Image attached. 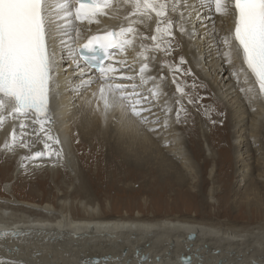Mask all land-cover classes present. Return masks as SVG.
<instances>
[{"label":"bare ground","instance_id":"bare-ground-1","mask_svg":"<svg viewBox=\"0 0 264 264\" xmlns=\"http://www.w3.org/2000/svg\"><path fill=\"white\" fill-rule=\"evenodd\" d=\"M51 2L55 11V5L61 0H51ZM112 5L105 9L106 14L93 17L92 23L87 20L77 22L72 19L66 29L63 27L65 21L59 20L55 15L53 17L60 25L56 32L57 50L58 54L63 55L64 67L59 71L58 78L52 86L53 94L50 95L49 100V115L52 117V123L46 124L45 128L58 138L59 144L49 143L54 149L61 151L60 157L26 161L25 157L31 156L37 150H43L44 133L31 134L33 128L39 131V125L31 123V119L34 118L31 113L28 116L18 114L17 118H13L8 115L11 111L10 104L4 110L5 120L0 125V157L18 162L14 177L19 175L22 165L26 164L31 169L36 171L45 169L49 174L56 176L66 173L68 184L61 182L58 186L64 189V192L59 193L57 205L21 199L14 191L15 183L10 185L14 178L6 184L7 195L0 198V261L3 264L9 262L11 264H118L117 257H122L126 261L131 260V264H138V258L147 255L149 259L146 264H182L184 257H190L192 264H220L221 261L224 264H259L260 258L264 257V221L240 224L227 220L187 216L109 217L100 213L99 205L96 202L93 204L91 199L92 204L88 201L85 203L83 199H79V202L75 199L70 200V194L76 192L77 187L81 185L77 183L82 174L80 172L82 158L78 150L81 149V144L85 143L89 147L102 145L103 154L107 159L123 158L135 169L149 164L150 159L156 160L154 162L161 161L162 164L156 167V171L170 177L169 185L177 183L188 185L186 169H190L188 172L195 174L196 166L192 160L196 157L195 154H202L200 145L203 143L206 159L216 163L208 171V177L215 182L218 163L216 159L219 152L216 153L215 148L212 147L214 143H210L211 132L207 130L209 126L203 121L204 117L211 115L214 109L205 110V116L196 114L194 117L192 107L190 110L185 99L188 112L181 113L177 123L175 109L178 105L174 100L179 93L175 92L172 72L164 61L167 59L172 60V63H179L181 55L186 60L181 68L189 70L190 73L188 76L180 77L185 85V92L189 91L186 82L192 78H195V83L201 86L205 84L214 92H211L214 99L209 96L208 100H211L212 105L219 106L218 111H214L216 116L212 115L219 119L220 117L217 116L223 117L221 126L227 125L225 129L228 132L224 140L228 141L229 137L230 140L232 139L235 173L244 176L245 180H248L249 176L254 178L255 174L254 181L250 182L249 178L250 183L248 187L246 186V191H250V193L246 192L250 204L255 198H251L252 191L259 192L264 188V166H262L263 162H260L262 158H259L256 152L260 150L261 145H264V95L259 94L258 86L250 93L239 91L240 87H245L243 74L238 83L234 77H231V69L228 66H221L215 45L195 18L192 24L197 32L205 37L204 39H197L195 34L190 40L185 37L171 58L165 57L163 53H149V70L145 74L155 76V83L149 81L147 84H141L139 79V68L142 64L138 56L141 51L140 44L150 45L152 43L150 40L141 41L138 38L136 43L123 54L113 50L114 55L110 63L121 62L115 65L119 71L114 75L123 72L135 77L133 81L115 82L129 85L135 83L137 91L141 95L148 96L152 101L153 111L159 117V124L141 122L138 118L129 119L118 107L106 111L104 100L99 98L98 74H88L91 83L87 79H78L82 73L75 70L71 53L68 48L61 49L60 41L63 40L72 46V40L68 37H76L78 31L76 46L89 35L97 34L101 30L112 27L118 31L122 26L127 27L128 20L125 16H128L129 20L137 19L130 15L133 9L130 5L124 4L123 0H112ZM194 6L215 21L216 33L223 35L226 30L232 28V16L215 14L214 5L205 4L204 0H195ZM205 22L210 24L211 20ZM155 26L154 13L151 20L134 25L146 36L154 34ZM153 55L155 59H151ZM249 79L254 81L250 73ZM127 91H131V88ZM108 99L111 102V95ZM166 100L167 104H165ZM203 101L202 99L200 102ZM168 108L173 111L165 116ZM198 117L200 120L196 122ZM151 119L150 117V121ZM21 120L28 125L23 131L29 135L24 137L19 135ZM219 124L210 125L218 127ZM14 131L15 141H13ZM191 141L200 146L197 153L191 154V149L188 150ZM22 142L27 143L28 147H22ZM6 144L11 147H6ZM245 147L247 150L244 149ZM252 150L253 153H250ZM151 165L153 166L152 163ZM201 166L202 170L207 168L206 161ZM246 167H249V173ZM166 180L168 181L167 178ZM214 192L213 187L208 199L214 196ZM255 195L257 196L258 193ZM76 207L82 211L81 214L76 213ZM125 250L127 255L124 254Z\"/></svg>","mask_w":264,"mask_h":264},{"label":"snow or ice","instance_id":"snow-or-ice-1","mask_svg":"<svg viewBox=\"0 0 264 264\" xmlns=\"http://www.w3.org/2000/svg\"><path fill=\"white\" fill-rule=\"evenodd\" d=\"M123 3L130 5L133 9L130 15L137 17L135 20H129L128 16H125L128 20L127 27L122 26L118 31L93 35L79 51L75 47L79 38L78 31L76 37H68L72 40V46L63 40L60 41L61 49L68 48L71 53L75 70L82 73L78 79H87L89 83L91 77L85 72V68L89 66L87 57H84L83 67L80 62L83 50L99 49L103 54V58L99 59L98 63L90 66L98 73L99 98L104 100L106 111L118 107L129 119L138 118L141 122L159 124V117L153 111L152 101L148 96L141 95L137 91L135 83L129 85L115 82L133 81L135 77L123 72L114 75L119 71L115 65L121 62L113 61L105 64V61L113 57V50L121 54L125 53L138 38L141 41L150 40L152 42L150 45L140 44L141 51L138 56L142 64L139 68V79L141 84H147L149 81L155 83V76L145 74L149 70L150 52L163 53L165 57L171 58L185 37L190 40L195 34L197 39L205 38L192 24L193 18L210 36L221 66H228L231 69V77H234L238 83L243 74L245 87H240L239 91L250 93L258 86L259 94L264 95V0H204L205 4L214 5L215 14L232 16L233 26L223 35L215 32V21L194 6L195 0H123ZM112 6V0H103L102 4L97 0H61L55 5L54 11L51 0H0V125L5 120L4 110L10 104L9 116L17 118L18 114L28 116L31 113L34 117L31 119L32 125H39V131L33 128L31 134L44 133L43 150H37L31 156L25 157L26 161L61 156V151H57L49 143L59 144L58 138L45 128L46 124L52 123V117L49 115L52 86L58 78L59 71L64 67L63 55L58 54L57 50L56 32L60 25L53 19L54 15L66 22L63 25L66 29L72 19L81 22L87 20L92 23L93 17L106 14L105 9ZM152 13L156 17L154 34L146 36L134 25L151 20ZM206 20H211V23H206ZM65 34L67 35L66 32ZM151 59H155V56L153 55ZM164 63L172 72V83L176 86L175 92L179 93L174 100L178 105L175 115L179 123L181 113L188 112L185 99L188 105L196 109L203 97L185 92V85L180 77L188 76L190 73L189 70L181 68V65L186 63L183 55L179 57V63H170L167 59ZM124 64L125 67L128 66L126 61ZM178 73L180 75H177ZM249 73L254 77V81L249 79ZM129 88L131 91H127ZM109 95L111 102L108 99ZM167 102L166 100L165 104ZM171 111L173 110L168 108L165 116ZM26 127L28 125L21 120L19 124L21 137L29 135L23 131ZM15 136L14 131L13 141ZM5 146L11 147L7 144ZM21 146L27 148L28 144L22 142ZM124 254L127 255L126 250ZM148 259L147 255L140 256L138 264H146ZM117 261L118 264H131V260L126 261L122 257H117ZM0 264L3 262L0 261ZM182 264H192L191 258H182ZM220 264L224 262L221 261ZM259 264H264V257L260 258Z\"/></svg>","mask_w":264,"mask_h":264},{"label":"rangeland","instance_id":"rangeland-1","mask_svg":"<svg viewBox=\"0 0 264 264\" xmlns=\"http://www.w3.org/2000/svg\"><path fill=\"white\" fill-rule=\"evenodd\" d=\"M171 61L169 62L172 63ZM193 84L195 87H192ZM186 85L189 87V91L187 90L189 95H198L203 97L204 100L199 102L196 109L191 105H189L190 107L188 106L190 110L192 107L191 111L194 117L196 114H204L205 116V110L211 111L214 109L211 111L213 112L211 115L208 112L209 116H205L203 121L209 126L207 130L211 132L209 136L211 137L210 143H214L212 147L215 148L216 153L219 152L220 154H217L216 159L218 163L215 182L208 177V171L216 163L209 162L206 159V149L203 147L202 142L201 147L197 146L194 141H191L188 146V150L191 149L192 151L189 150L191 154L197 153L198 147L202 150V154H195L196 157L192 160L196 166L195 174L188 172L190 169H186L188 170L185 172V174L188 173V185L179 183L169 185L170 177L156 171V167L162 164L160 163L161 161L154 162L156 160L150 159L149 164L143 165L140 169H135L123 158L107 159L105 154H103L102 145L89 147L85 143L81 144V149L78 150V154L82 158L80 162V172L82 174L79 176L80 182L77 180V183L78 185L81 183V185L77 187L78 190L76 192L70 194V200L75 199L77 200L76 202H79V199H83L85 203L87 201L90 203L92 200L93 204L96 202L99 205L100 213L109 217L132 218L141 215L143 218H164L187 216L198 219L227 220L240 224L264 221V188L259 192L257 190L252 191L251 198H255L250 204L246 198L249 196L247 194L250 191L246 190L249 183L254 181L255 174L254 178L249 176V182V178L245 180L244 176L235 173L234 154L231 148L232 139L230 140L231 137H229L228 141L224 140V136H227L228 132L225 129L227 125L221 126L224 120L223 117L217 116L220 119L214 117V111L219 106H215L217 104L212 105L211 100H208L210 97L213 98L211 93L213 91L211 88L206 87L205 84L201 86V84L195 83V78L187 81ZM220 107L223 108L222 105ZM198 119L200 120L198 117L196 122L199 121ZM212 123L220 124L218 127L212 126V128L210 125ZM263 146L261 145L260 150L256 151L258 157L263 159L260 161L263 162L262 166H264ZM244 149L247 150V147ZM250 153H253V150ZM6 160L0 157V198L7 195V192H5L6 184L14 178L10 185L15 183L13 185L14 191L21 199L42 203L50 202L57 205L59 193L64 192V189L58 186H60L61 182H64L65 185L68 184L66 173L56 176L49 174V171L45 169L36 171L32 168V170L25 164L22 165L23 167L25 166L24 168L20 167L19 175L14 177V173L17 172L18 162L12 159L13 162ZM205 161L207 168L202 170L201 165ZM248 168L246 167V169ZM249 172L250 170L248 169L247 173ZM166 178L168 181H165ZM69 182L71 181L69 180ZM213 187L215 189L214 196L208 199L210 190ZM257 193L258 195L256 196L255 194ZM76 210L78 215L81 214L82 211L78 207H76Z\"/></svg>","mask_w":264,"mask_h":264}]
</instances>
